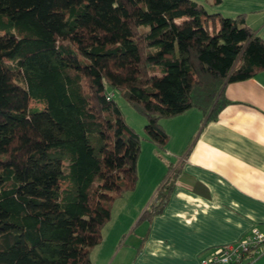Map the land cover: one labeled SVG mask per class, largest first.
Listing matches in <instances>:
<instances>
[{"label": "trees", "instance_id": "obj_1", "mask_svg": "<svg viewBox=\"0 0 264 264\" xmlns=\"http://www.w3.org/2000/svg\"><path fill=\"white\" fill-rule=\"evenodd\" d=\"M262 71L244 16L192 0H0V264H90L113 196L136 184L139 140L111 90L163 149L160 120L214 121L226 85ZM173 172L137 223L161 212Z\"/></svg>", "mask_w": 264, "mask_h": 264}, {"label": "crops", "instance_id": "obj_2", "mask_svg": "<svg viewBox=\"0 0 264 264\" xmlns=\"http://www.w3.org/2000/svg\"><path fill=\"white\" fill-rule=\"evenodd\" d=\"M192 1L208 14L243 15L246 26L264 41V0ZM223 96L228 103L214 121L204 122L194 109L159 121L166 136L164 155L176 158L172 187L165 206L148 223H137L148 199L135 200L128 227L133 225V231L140 225L144 233L130 257L124 255L125 263L200 264L212 250L238 242L250 229L264 233V71L226 85ZM142 153L133 191L145 175L154 174L148 167L156 150L145 144ZM133 191L126 193H131L129 198ZM119 218L102 233L90 254L91 264L108 260L105 245ZM246 264H264V252L249 257Z\"/></svg>", "mask_w": 264, "mask_h": 264}, {"label": "rangeland", "instance_id": "obj_3", "mask_svg": "<svg viewBox=\"0 0 264 264\" xmlns=\"http://www.w3.org/2000/svg\"><path fill=\"white\" fill-rule=\"evenodd\" d=\"M111 93H112V101L116 105L124 125L129 130H131L136 135L137 139L139 140V154H138L136 163L139 159V156H142V160L145 158V154L142 155L143 154L142 153L143 148H144L145 144H149L150 146H153L157 152L156 159L153 160L148 167L150 170H152V171L154 170V174H152L151 176L145 175L146 178L144 179V181H142V180L140 181L137 191H133V190H135V188L132 190L134 192L131 195L132 199L129 198V195L131 193L129 195H127L126 193H123L119 196H113V199L110 203V219L107 223H105L102 226V229H101V235H102V233L105 232V229H107L110 226L111 222L113 220H116V217L118 218V216L120 215V218L117 221V226L113 230L112 236L109 238V241L105 245L106 248L104 250L105 251L104 253H106L108 255V257H107L108 260H104L100 264H127L124 261V255L128 254L130 257V254H132L134 252V248H136V246H137L139 238L144 233L143 229L141 228L140 225L136 226L133 231H132L133 225L128 227V224H129L128 217L130 216L129 213L132 210H135L134 209L136 206L135 200L139 201L142 198H144L146 201L148 199L147 206L152 202L157 190L159 189V187L163 183V180L168 178L170 173H171L170 172V173L166 174L167 168H165V167H170L172 169L176 158L167 157L166 155H164L165 147H163V149H160L159 147L154 146L153 144L149 143L146 140V135L144 132V125L146 123L145 118L141 113H139V111H137L134 108V106L131 103H129L125 99L126 96H125L124 91L121 89H115V90H111ZM29 107L30 108H37V109L43 108L42 105L37 104L33 101L29 102ZM158 124H159V122H158ZM146 152H148V151H146ZM140 166H141V164H140ZM163 168H165V170L162 174V177L159 180H156L158 173ZM136 184H137V166H136ZM136 184H135V187H136ZM61 187L64 188L65 184L62 183ZM145 193H147V196L144 195ZM149 196H150V198H149ZM127 202H128V205L125 206V204H127ZM153 203H155L154 200H153ZM123 206L125 208H123ZM147 206H146V208H147ZM125 210H126V213H125ZM122 232H123V234L121 235V237H119L118 242H116L118 234H120ZM115 242L117 244H116V247L113 248L112 245ZM97 246H95V247H97ZM94 248L91 249L90 253H89L90 264L92 261L90 259V254L93 252Z\"/></svg>", "mask_w": 264, "mask_h": 264}, {"label": "built area", "instance_id": "obj_4", "mask_svg": "<svg viewBox=\"0 0 264 264\" xmlns=\"http://www.w3.org/2000/svg\"><path fill=\"white\" fill-rule=\"evenodd\" d=\"M109 93L106 99H111ZM264 252V233L250 229L238 242L214 249L200 264H246L251 256H258Z\"/></svg>", "mask_w": 264, "mask_h": 264}]
</instances>
